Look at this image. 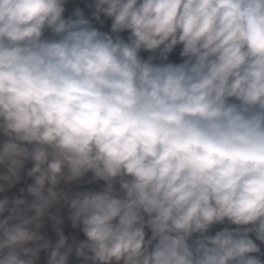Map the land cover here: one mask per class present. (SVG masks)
Returning a JSON list of instances; mask_svg holds the SVG:
<instances>
[{"label": "clouds", "instance_id": "1", "mask_svg": "<svg viewBox=\"0 0 264 264\" xmlns=\"http://www.w3.org/2000/svg\"><path fill=\"white\" fill-rule=\"evenodd\" d=\"M262 249L264 0H0V264Z\"/></svg>", "mask_w": 264, "mask_h": 264}, {"label": "crops", "instance_id": "2", "mask_svg": "<svg viewBox=\"0 0 264 264\" xmlns=\"http://www.w3.org/2000/svg\"><path fill=\"white\" fill-rule=\"evenodd\" d=\"M108 27H110V22H108V23L105 25V27L102 28L101 30H107ZM24 183H25V181H22L21 184L18 185L16 189L11 190L10 194H11V193L19 194V193H18V188H19L20 186H23ZM99 186H100L99 184L91 185V187H93V188H98ZM214 230H219V228L216 226V227L214 228ZM262 250H264V249H262Z\"/></svg>", "mask_w": 264, "mask_h": 264}, {"label": "rangeland", "instance_id": "3", "mask_svg": "<svg viewBox=\"0 0 264 264\" xmlns=\"http://www.w3.org/2000/svg\"><path fill=\"white\" fill-rule=\"evenodd\" d=\"M171 61L172 62H180V58L178 56V50L175 54H173L171 57H170Z\"/></svg>", "mask_w": 264, "mask_h": 264}, {"label": "built area", "instance_id": "4", "mask_svg": "<svg viewBox=\"0 0 264 264\" xmlns=\"http://www.w3.org/2000/svg\"><path fill=\"white\" fill-rule=\"evenodd\" d=\"M67 225V222H66ZM218 228L222 227V226H217ZM70 231V227H66V234H68V232Z\"/></svg>", "mask_w": 264, "mask_h": 264}]
</instances>
